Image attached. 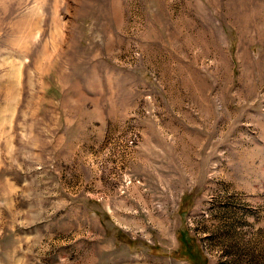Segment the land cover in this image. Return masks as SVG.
I'll use <instances>...</instances> for the list:
<instances>
[{"label": "rangeland", "instance_id": "1", "mask_svg": "<svg viewBox=\"0 0 264 264\" xmlns=\"http://www.w3.org/2000/svg\"><path fill=\"white\" fill-rule=\"evenodd\" d=\"M0 264H264V0H0Z\"/></svg>", "mask_w": 264, "mask_h": 264}]
</instances>
